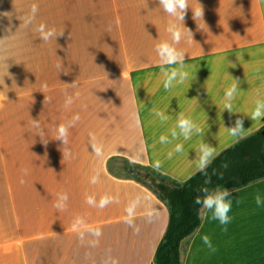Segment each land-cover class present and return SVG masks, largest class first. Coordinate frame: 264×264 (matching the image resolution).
Masks as SVG:
<instances>
[{
    "label": "crops",
    "instance_id": "obj_1",
    "mask_svg": "<svg viewBox=\"0 0 264 264\" xmlns=\"http://www.w3.org/2000/svg\"><path fill=\"white\" fill-rule=\"evenodd\" d=\"M199 2L201 29L189 8L185 26L194 40L177 45L186 52L189 77L166 91L155 46L171 41L169 21L180 22L158 0H0V264H156L169 211L124 164L184 182L198 171L201 143L213 145L218 155L242 139L228 131L237 118L244 121L243 138L264 125V118L250 119L256 101L264 99V0ZM33 4L38 11L25 26ZM189 4L198 6L197 0ZM40 24L64 34L45 42L36 30ZM234 79L239 88L230 114L224 97ZM45 96L50 100L44 104ZM68 96L73 102L65 107ZM180 113L204 134L172 139ZM76 114L71 154L64 158L55 130ZM33 120L44 129L46 146ZM90 133L103 145L100 156ZM161 135L171 142L160 143ZM178 143L183 151L176 153ZM60 193L67 194L63 210L54 206ZM104 196L114 202L101 207ZM88 197L95 202L87 203ZM137 197L139 232L125 222ZM230 199L228 224L208 213L181 242L182 264H264V179L232 190ZM77 218L83 223L73 231Z\"/></svg>",
    "mask_w": 264,
    "mask_h": 264
},
{
    "label": "clouds",
    "instance_id": "obj_2",
    "mask_svg": "<svg viewBox=\"0 0 264 264\" xmlns=\"http://www.w3.org/2000/svg\"><path fill=\"white\" fill-rule=\"evenodd\" d=\"M159 5L163 8L164 12L169 16L174 17L175 21H169L167 32L171 35V41H163L157 43L155 46V51L159 57V62L161 66V72L164 77L163 87L164 89L171 90L177 84H183L185 80L189 77V72L186 70L185 64V54L186 52L183 49H179L177 47L180 44L182 39L190 38L187 40L188 43H191L193 39V32L185 26V16L189 8L192 9L193 19L198 24V29H201V25L198 23V20H204V6L197 0L196 7H192L189 4V0H158ZM38 11V6L33 4L31 7V13L24 20L25 26H29L35 18V15ZM3 15L7 16V13H3ZM120 21L117 19L116 24L119 25ZM39 34L41 40L47 42L53 38L57 39V37L62 36L64 34L63 31L57 34V30L55 27L48 28L45 24H40L36 29ZM124 75V73H122ZM44 90H47V85L43 86ZM239 88V81L234 79V83L226 90L225 92V105L224 108L230 114H235L232 111L233 104L232 102L236 98V94ZM43 92V91H42ZM196 99V98H193ZM50 98L45 96L44 104L49 102ZM73 98L68 96L65 101V107H68L72 104ZM0 107H3L0 104ZM154 115L160 118L162 122L167 121L168 117L160 111H155ZM264 118V99H259L256 101V106L250 116L251 120H257ZM80 120L79 114L74 115L71 120L61 123L57 126L55 130L54 140L62 141V152L63 157H68L71 153L67 148L68 145V136L69 131L75 124ZM32 126L38 130V136L41 138L42 142L45 146L48 143V140H45L44 137L46 133L44 129L41 127L39 120H33ZM229 133L237 138H243V133L245 131L244 121L243 119L237 118L234 125L228 128ZM171 137L172 139H179L183 137L185 141L190 140L193 135H203V130L201 127L190 117L185 116L183 113H180L177 117L176 126L171 129ZM90 146L93 152L100 156L103 154V145L97 140L95 134L90 133ZM159 142L162 144L170 143L168 136L161 135L159 138ZM183 151V144H176L174 148V152L179 153ZM173 152L168 153V158L171 159ZM216 159V149L213 145L209 143H201L197 154L194 160L195 166L198 169L199 173L203 174L204 182L197 189V194L193 200L195 205H199L197 209V218L203 221L208 218V213H211V219L218 220L221 225H226L230 222L229 212L232 208V200L230 197L232 196V190H229L226 187L214 186L212 185V176L217 175L219 179L224 178V173L222 171L217 172V169L212 170V174H208V169ZM154 167L159 170L161 167V162L157 160L154 164ZM223 167L226 169L228 167L227 164H224ZM97 177H93V183L96 182ZM23 182V181H22ZM67 194L60 193L57 198V202L54 205L57 209L63 210L66 207ZM94 198L88 197L87 203L93 204ZM114 202V198L109 196L102 197L100 201V206L104 207L107 204ZM256 203L259 205L261 203V198L259 196L256 197ZM141 204V197H137L134 200L130 201L129 205L126 208L127 216L125 217V222L134 228V231L139 232V227L134 224V217L136 214L137 208ZM149 222L152 221L154 216V211L149 210L146 213ZM82 218H77L73 223V231H79L80 226L82 225ZM95 235L99 237V230L96 231ZM81 237L83 234L81 233ZM203 242L209 247L212 248L210 238L205 235L202 237ZM98 243V241H94L93 244ZM106 264H118V261L115 259H110L106 262Z\"/></svg>",
    "mask_w": 264,
    "mask_h": 264
},
{
    "label": "trees",
    "instance_id": "obj_3",
    "mask_svg": "<svg viewBox=\"0 0 264 264\" xmlns=\"http://www.w3.org/2000/svg\"><path fill=\"white\" fill-rule=\"evenodd\" d=\"M224 164L228 167L225 169ZM124 170L152 190L169 211V223L155 253L156 264H182L181 242L201 225L193 200L204 176L197 171L184 182L173 180L148 166L125 163ZM222 171L224 178L212 176V185L229 190L245 187L264 179V125L254 133L225 148L209 167Z\"/></svg>",
    "mask_w": 264,
    "mask_h": 264
},
{
    "label": "rangeland",
    "instance_id": "obj_4",
    "mask_svg": "<svg viewBox=\"0 0 264 264\" xmlns=\"http://www.w3.org/2000/svg\"><path fill=\"white\" fill-rule=\"evenodd\" d=\"M118 165H119V167H122V163L120 162V163H118ZM129 173V172H128Z\"/></svg>",
    "mask_w": 264,
    "mask_h": 264
}]
</instances>
